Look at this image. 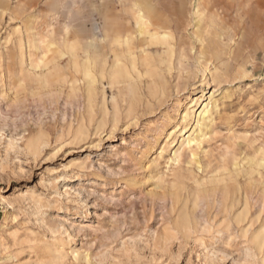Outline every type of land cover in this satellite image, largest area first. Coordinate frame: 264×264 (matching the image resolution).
<instances>
[{
	"label": "rangeland",
	"instance_id": "obj_1",
	"mask_svg": "<svg viewBox=\"0 0 264 264\" xmlns=\"http://www.w3.org/2000/svg\"><path fill=\"white\" fill-rule=\"evenodd\" d=\"M134 1L0 0V264H263L264 0H231L201 41L188 27L172 52L152 46L129 85L39 41L100 39L105 8L137 47ZM138 1L166 19L190 0ZM106 43L109 61L125 50ZM212 90L207 135L171 162Z\"/></svg>",
	"mask_w": 264,
	"mask_h": 264
},
{
	"label": "bare ground",
	"instance_id": "obj_2",
	"mask_svg": "<svg viewBox=\"0 0 264 264\" xmlns=\"http://www.w3.org/2000/svg\"><path fill=\"white\" fill-rule=\"evenodd\" d=\"M230 1L231 0H190L187 2V4L184 3L182 5H179L175 9V13H173L171 17L165 19L162 18V15L158 13L157 10L153 9L152 7H149L148 5L147 6L144 5L146 4V2L145 3L143 2L144 3L143 4L138 0H136L131 5L130 13L134 25L136 26V31L140 36L139 37L140 41L137 47H133L130 44V39H131L130 36L132 35V30H131L132 26L130 24H123L122 21L120 20V16L110 12L109 10H106L105 8H100L99 10L102 17V22L100 26L102 38L91 39L90 41L85 42V44H83L82 46L70 42L62 48H60L58 45L55 44L54 41L48 38H40L39 41L40 43H42V47H44L46 51L49 52L54 51L61 56L69 55L73 61H76L78 59V56L80 55L82 63L87 67L88 72H90L94 67H98L102 71L108 69L109 79L112 84L129 85L132 83L134 78L141 77L142 74L139 70V66L149 65L148 63L149 59L147 58V56L149 54L148 53L149 50L150 49L152 50V46L156 48L158 44H165L168 46V50L172 52L174 43L176 42V38L178 37V35L183 36L184 31H187L188 27L191 28L192 35H194L197 40L201 41L203 30L214 22L216 16L219 13L218 9L219 10L222 9V7H224L225 4L230 3ZM110 34H112L114 40L118 44L122 42L123 45L125 46L124 52L123 53L115 52L112 56L111 61H109L108 54L105 51V46L107 44L106 38ZM28 41H30L31 45L33 46V40L30 39ZM77 48L81 49V53H78ZM119 48H121V46ZM136 48H138V51L136 50ZM38 54L40 55V53ZM205 72L206 70L204 69L203 75L205 74ZM207 72L209 73V78L213 80V75L211 74L212 72L209 69H207ZM203 91L204 90L200 91L201 94H203ZM214 93L215 91L212 90L209 96L206 98V100H204L205 102L201 103L202 107L197 113V123L189 134L183 136L181 132L182 129L181 131H179V128H176L175 130L172 131L173 133L171 132L169 134V135L171 134L174 135V132L179 131L178 134L180 136H183L178 142V147L173 151L172 158L170 159L169 157L171 162L178 163L180 161L181 159L180 148L182 146L201 145L203 138L205 137V135H207V133L204 132L202 128L203 127L206 128L208 123L212 121L213 113L216 111L217 108L216 100L214 98L215 97ZM190 95L192 96V94H189L187 98H189ZM189 100L190 101L188 105L185 106V111L183 112L181 111L182 112L181 119L184 122L194 113L195 111L194 107L198 103L197 97L195 98L191 97L189 98ZM200 101L202 100L200 99ZM174 107H175V113L178 114L180 107L179 101L176 102V106ZM158 156H162V150L159 152ZM261 163L262 162H259V164ZM47 251L49 253L55 252V256L59 261L64 259L67 255V252L63 245L56 247L54 243L48 246ZM250 253L251 252L249 251V254ZM252 253H253V248H252ZM73 258L75 260L76 254H73ZM259 258L261 260L260 262L264 264V254ZM240 264H253V262L248 259H245Z\"/></svg>",
	"mask_w": 264,
	"mask_h": 264
}]
</instances>
